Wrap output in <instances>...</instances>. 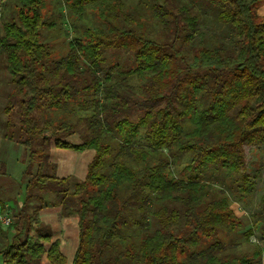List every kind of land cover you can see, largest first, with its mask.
Masks as SVG:
<instances>
[{"label":"trees","instance_id":"1","mask_svg":"<svg viewBox=\"0 0 264 264\" xmlns=\"http://www.w3.org/2000/svg\"><path fill=\"white\" fill-rule=\"evenodd\" d=\"M167 2L151 15L172 41L153 38L125 0H66L76 16L98 10V24L56 59L44 39L56 28L47 0H18L3 22L0 56L19 97L5 108L6 137L18 128L29 177L13 224L0 227L12 233L3 264H264L254 230L203 176L221 171L245 198L256 190L245 149L264 147V0H205L234 31V50L189 49L200 18L192 5ZM121 52L131 66L108 61ZM51 149L91 154L85 176L57 175ZM181 157L190 161L175 171ZM34 201L74 220L71 261L30 211ZM260 203L264 213V186Z\"/></svg>","mask_w":264,"mask_h":264},{"label":"rangeland","instance_id":"2","mask_svg":"<svg viewBox=\"0 0 264 264\" xmlns=\"http://www.w3.org/2000/svg\"><path fill=\"white\" fill-rule=\"evenodd\" d=\"M2 1V2H1ZM175 6L192 5V9L200 18L198 33L188 46V48H200L202 46L212 48L219 45H225L226 48L234 50L237 46V38L234 31L219 23L216 16L215 7H211L205 0H125L127 9L130 12H136L141 18H145L146 27L151 36L157 40L172 41V33L163 29L159 22L151 15V7L163 4ZM64 2L66 0H47V9L45 20L55 23L56 28L53 32L44 31L45 42L53 50V58L63 54L68 46V42L82 37L85 30L96 27L98 10L89 9L82 15L76 16V12L70 9ZM205 2V3H204ZM205 4V6H204ZM18 0H0V34H2V24L4 21H11L16 16V6ZM149 7L150 12H149ZM150 13V14H149ZM182 45V40L178 42ZM50 49V48H49ZM229 50V51H230ZM109 62L116 60L124 68L132 65L131 54L121 52L118 54H107ZM114 59V60H113ZM6 56H0V199L5 204L2 212L8 211L11 215L20 210L23 201L25 188L29 177L25 176L24 171L27 167V154L24 149L18 145L17 136L18 128L15 129L14 137L7 138V115L5 108L8 103L16 102L19 97L13 86L11 77L6 68ZM17 108L13 110V116L16 123H19ZM77 139V138H76ZM74 141V138L69 139ZM246 151V173L257 176V187L251 197H243L237 192V183L235 180L227 181L225 174L221 171H210L204 173L206 180H209L217 186L223 188L233 200L232 209L234 213L242 220L245 230L253 229L254 236L251 238L252 243L264 246V213L260 203L264 184V147H247ZM52 155L51 162L56 165V173L60 177L72 176L82 179L85 176L88 163L91 160V154L77 153L71 151L50 150ZM187 157H181L173 166L175 171L181 170L187 165ZM1 173H6L1 174ZM230 182L229 185L226 184ZM42 207L38 211V208ZM31 212H38V216L45 228H49L56 237H59L64 246V252L69 261L76 247V230L73 226L74 220L63 216L59 209L48 207L39 201L30 204ZM1 212V210H0ZM12 215V217H13ZM4 230L7 228L2 227ZM12 233L5 237L0 231V249L11 238ZM245 250V249H243ZM249 247L246 249L248 252ZM0 264H3L0 256Z\"/></svg>","mask_w":264,"mask_h":264},{"label":"built area","instance_id":"3","mask_svg":"<svg viewBox=\"0 0 264 264\" xmlns=\"http://www.w3.org/2000/svg\"><path fill=\"white\" fill-rule=\"evenodd\" d=\"M13 222L14 219L8 211L0 212V227H9L13 224Z\"/></svg>","mask_w":264,"mask_h":264},{"label":"crops","instance_id":"4","mask_svg":"<svg viewBox=\"0 0 264 264\" xmlns=\"http://www.w3.org/2000/svg\"><path fill=\"white\" fill-rule=\"evenodd\" d=\"M4 1V0H3ZM2 2V1H1ZM258 14L260 15V16H264V5L262 6V7H260L259 8V10H258Z\"/></svg>","mask_w":264,"mask_h":264}]
</instances>
